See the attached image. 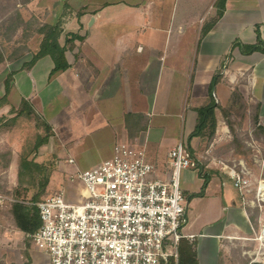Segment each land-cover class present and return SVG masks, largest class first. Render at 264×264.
<instances>
[{
    "label": "crops",
    "instance_id": "0c3cea01",
    "mask_svg": "<svg viewBox=\"0 0 264 264\" xmlns=\"http://www.w3.org/2000/svg\"><path fill=\"white\" fill-rule=\"evenodd\" d=\"M166 1L54 0L50 23L59 21V43L65 46L69 67L51 74L50 55L30 65L38 48L25 53L19 68L6 70L0 119L13 117L26 100L71 150L98 151L90 167L111 157L117 142L129 139L163 174L170 149L183 140L178 121L188 139L197 123L195 109L211 101L217 103L216 142L218 131L229 129L220 123L230 106L246 107L247 119L253 124L256 116L264 130V0H225L209 14L212 0H207L179 18L176 0ZM73 34L77 36L68 43ZM160 89L164 98L158 100ZM128 113L133 121L144 117L147 127L134 129L132 136ZM136 132L139 136L133 138ZM164 138L177 140L160 151ZM200 139L207 141V136H195L187 145L195 148ZM198 156L196 162L202 163ZM199 170L197 164L181 176L188 208L184 231L195 235L190 242L197 264H250L246 252L257 248L255 236L264 222V212L250 203L253 191L242 192L222 166L207 164L205 192L189 200L202 189ZM247 171L253 183L264 178L251 166ZM2 220L8 225L0 229V264H49L45 253L31 248L10 211L0 210V224Z\"/></svg>",
    "mask_w": 264,
    "mask_h": 264
},
{
    "label": "built area",
    "instance_id": "2783aa9c",
    "mask_svg": "<svg viewBox=\"0 0 264 264\" xmlns=\"http://www.w3.org/2000/svg\"><path fill=\"white\" fill-rule=\"evenodd\" d=\"M168 156L163 174L143 148L117 142L111 157L70 174L69 187L33 203L41 224L26 238L49 264H179L180 240L195 238L184 231L181 176L197 162L182 139ZM222 168L239 190L253 191L250 203L264 212V178L253 183L246 166ZM5 199L0 195V205ZM255 239L257 248L246 252L250 264L264 262V222Z\"/></svg>",
    "mask_w": 264,
    "mask_h": 264
},
{
    "label": "rangeland",
    "instance_id": "374dc122",
    "mask_svg": "<svg viewBox=\"0 0 264 264\" xmlns=\"http://www.w3.org/2000/svg\"><path fill=\"white\" fill-rule=\"evenodd\" d=\"M206 1L176 0V18L185 16L186 11H191L193 7L202 8ZM53 2L54 0H0V88L6 83V70L19 68L25 60L24 54L37 50L41 40L37 30L42 24L50 23L54 17ZM217 7L218 0L209 1L206 13H211ZM157 95L158 100L163 99L164 91L160 89ZM4 97L1 102L5 101ZM242 102L243 99L241 101L239 97L238 103L241 105ZM225 110L227 118L221 112V119L224 121L220 126L227 125L229 129L218 131V142L216 137L210 142L200 139L195 148L191 147L195 158L200 153L198 157L201 158L203 166H251L259 178L264 177V138L254 130V124L247 119V108L240 106L237 110L230 106ZM233 110L239 114L233 113ZM8 116L0 119V195L7 198L0 210L9 211V205L16 200L31 205L35 195L40 196V201L64 186L69 187V175L90 167L100 156L98 151L92 148L71 150L69 145L64 144L65 140L62 141L63 135L56 133L52 127L48 128L41 115H22L14 120L11 119L14 116ZM177 124L179 134L187 144L186 132L183 131L185 126L180 120ZM46 135L47 141L41 144L39 141ZM137 135L139 136L136 132L133 138L138 137ZM176 140L164 138L159 150L166 151L169 143ZM70 158L73 162H70ZM22 159L30 162L28 166L21 164ZM31 162H37L39 166H34ZM193 198L190 196L189 200ZM6 225L8 223L2 220L0 229L7 228ZM30 245L35 249L32 243Z\"/></svg>",
    "mask_w": 264,
    "mask_h": 264
},
{
    "label": "trees",
    "instance_id": "16d2710c",
    "mask_svg": "<svg viewBox=\"0 0 264 264\" xmlns=\"http://www.w3.org/2000/svg\"><path fill=\"white\" fill-rule=\"evenodd\" d=\"M225 0H218V6L224 5ZM62 32V28L59 25V21H56L55 23H45L39 26L37 33L41 35V40L38 46V52L34 55L33 59L30 62V65L33 64L34 61L39 59L41 56L44 55H50L52 57V60L54 62V68L52 69L51 74H55L60 71H64L69 67V63L65 56V46H62L59 43V36ZM77 35L73 34L71 38H67L68 43L72 41ZM2 60L1 53H0V61ZM217 77V76H216ZM216 77H214L210 89L212 90L215 83H216ZM9 85V82H7ZM217 107V103L215 101H211L208 105L200 108H196L195 111L197 112V123L194 128V130L190 133L187 140L192 139L195 136L200 135H206L207 141L210 142L215 134L216 126H217V120L215 116V108ZM15 116L11 118L14 120L15 118L27 115L31 116L35 114V110L32 108V106L29 104L28 101L23 100L20 107L17 110H14ZM37 114V113H36ZM133 114L128 113L127 114V126L130 131H132L131 135L133 136L134 129L137 131H140L142 129H145L148 125V122L144 120V117L139 120L136 119L133 121ZM41 118V116H40ZM45 122V121H44ZM131 122V125H130ZM254 130L260 133L264 137V130L261 128V126L257 123V117H254ZM45 125L48 128H51V126L45 122ZM48 135L41 138L39 141L41 144L43 142L47 141ZM39 144V143H38ZM188 149L191 151L192 155L194 156L192 150L190 149L189 145H187ZM195 157V156H194ZM30 162L27 160H23L21 164L24 166H28ZM34 166H39V164L31 162ZM199 166V174L203 177L204 183L202 186V189L200 192L193 193L190 196L197 197L202 196L205 192V189L209 183L210 176L203 172L204 166L199 161L197 162ZM44 166V165H40ZM47 182V180H46ZM189 196V197H190ZM38 195L33 196L32 201L38 202L39 201ZM33 202L30 204H27V202L16 200L11 203L10 213L13 218V222L15 226L25 232V233H33L35 232L40 224V218L38 214L37 207L35 205H32ZM179 264H197V258L196 253L193 250L192 243L186 239L183 238L180 240L179 243Z\"/></svg>",
    "mask_w": 264,
    "mask_h": 264
}]
</instances>
